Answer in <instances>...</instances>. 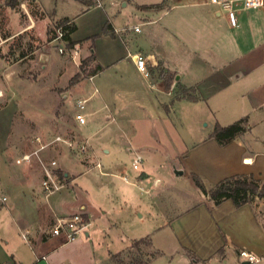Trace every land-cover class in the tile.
Instances as JSON below:
<instances>
[{
    "label": "crops",
    "instance_id": "crops-1",
    "mask_svg": "<svg viewBox=\"0 0 264 264\" xmlns=\"http://www.w3.org/2000/svg\"><path fill=\"white\" fill-rule=\"evenodd\" d=\"M36 1L45 13L44 19L48 18L51 13L44 7L43 0ZM76 1L80 4L77 17H84L83 22L76 24L75 16L71 15H63L56 20L67 18L68 25L73 26L69 37L74 41L72 53L73 50L76 52L72 57L80 56L84 59L93 54L94 61L103 68L84 75L74 83L73 88L81 91L87 102L94 94L98 98L91 105H86L84 124H78L74 120V105L72 121L67 126L70 128L62 134L73 132L76 139L88 140L89 170L79 173L75 158L62 143H53L40 150L39 154L44 160L56 158L64 172L68 192L63 195L61 203L54 205L42 191L43 170L37 158L33 156L29 161L16 162L39 144L35 141V147L15 157L13 164L19 168L16 170V177L0 179V191L6 201L9 200L6 209L11 216L8 226H3L2 219L0 220V227L3 226L5 236H10L11 230L15 232L11 242H0V264H113L114 254L127 249L132 241L138 239H131L120 249H111L107 240L108 231L117 222L111 213L107 215V210L99 212L96 209L102 207L104 202L90 197L94 194L89 191L90 185L97 187L95 190L98 193L101 187L92 179L93 184L78 180L94 169L100 174L106 172L90 143V136L100 127L95 129L93 124H88V117L96 119L103 108L111 113L112 119V114L120 111L117 104L138 108L142 110L144 120L153 122L160 119L161 129L164 132L170 130L172 134L176 127L174 117H177L171 113L173 104L184 99L204 102L218 95L220 107L228 109L229 101L234 100L240 106L234 111V121L245 118L246 130L225 144L219 143L222 149L232 145L228 149L227 158L221 160L222 167L226 168V176L252 174L257 178L264 177L260 165L264 161L255 165V156L260 155L259 151H255L257 145L264 147V133L257 130V126L264 122V11L239 9L236 11L238 26L232 27L227 14L218 5L208 1L187 0V3L174 2L170 5L162 1L141 6L145 10L158 9V14L154 15L156 17L146 16L141 22L135 21L131 25L122 26L116 24L113 17L108 18L107 13L105 17L104 12L99 10L107 0H101L99 7L95 3L88 5V1L96 0ZM113 4L114 0H110L109 5ZM97 11L95 16L90 17ZM108 22L113 35L102 33ZM143 24L151 29L158 28L160 35L156 36L150 30L143 35ZM134 25H139L140 31H134ZM34 26L35 21L30 19L23 30L28 31ZM80 27L85 31L84 35L74 38V33ZM46 32L45 27L40 35L46 38ZM93 34L98 35L94 46L89 40ZM133 53L149 56L148 64L155 66L151 67L149 78L136 68L130 57ZM40 54H45L44 59L48 64V52ZM47 64L41 67L45 68ZM86 79L91 81L93 87L90 93L85 86ZM94 79L96 82H93ZM156 88L157 95H154ZM175 88L191 89L196 92L197 99L190 100L180 96L174 98ZM150 104L156 106L157 114L147 112ZM217 122L213 123L209 138H213L210 134ZM218 124L225 126L220 122ZM6 128V124L0 125V153L7 146L10 128L8 132ZM86 130L91 133L88 135ZM53 151L57 155L50 158ZM95 162L100 163L99 168L93 166ZM33 166L35 170L29 171V176H25V171ZM144 172L136 178L146 176ZM183 173L184 171L181 174ZM122 180L129 183V180L123 179V175ZM131 184L134 185V182ZM150 202L151 207L145 208L152 212L161 211L162 203L158 194L150 196ZM180 204L183 205L180 206L181 209L156 228L163 231L167 240L172 238L174 249L156 246L154 239L150 248L154 249L155 255L149 264H153L159 257H167L164 258L167 264H244L240 256L241 250L264 256V198H255L241 206H235L230 199L214 204L208 195L200 191L193 203L185 205L181 201ZM74 212L84 213L88 221L86 231L73 242L50 236L49 230L55 218ZM140 215L143 216V213ZM175 256L177 260L173 261Z\"/></svg>",
    "mask_w": 264,
    "mask_h": 264
},
{
    "label": "rangeland",
    "instance_id": "rangeland-1",
    "mask_svg": "<svg viewBox=\"0 0 264 264\" xmlns=\"http://www.w3.org/2000/svg\"><path fill=\"white\" fill-rule=\"evenodd\" d=\"M98 1L101 2V0L88 1V5L96 4ZM107 1L99 10L104 12L105 17L107 13L108 18L113 17L114 22L122 26L131 25L135 21L141 22L146 16L156 17L154 15L158 14V9L157 12L155 9L145 10L141 7L143 5L162 1L169 5L174 2H188L187 0H114V4L110 6V0ZM42 2L51 13L45 19V13L36 0H0V125L6 124L7 132L10 128L7 146L0 153V179L16 177L15 173L19 168L13 164L15 157L35 147L36 136L42 141L50 140L55 136L54 134H62L69 129L70 127L67 126H70L72 121L71 114L75 101L83 99L82 92L73 88L75 84L71 83V79L79 78L78 68L81 62L90 56L84 59L80 56L72 57L74 41L70 37L66 40L73 44L71 47L68 43L65 44L63 53H60L58 45L61 44L54 40L62 24L61 19L56 20V18L71 15V17L75 16L76 24L83 22L84 17H77L80 4L76 0H43ZM53 11L55 14L52 15ZM96 13L98 11L90 17L95 16ZM30 19L35 21V26L24 31ZM45 27L48 36L43 38L40 33ZM155 28L151 29L143 24L142 34L150 30L152 34L159 36L158 28ZM84 33L85 31L80 27L73 37H81ZM97 37V34H93L89 38L92 46ZM44 51L49 54L48 64L44 59L45 54H40ZM85 62L81 78L87 75V70L92 69L95 63L93 58ZM45 64L47 66L42 68L41 66ZM93 82H96V79ZM85 86L88 93L93 90L88 79L85 81ZM175 89L174 98L182 95L184 90L196 96V92L192 90ZM156 91L157 88L153 91L154 95H157ZM97 98V94H94L86 105H91ZM219 99L220 97L216 95L204 102L184 99L173 104L171 113L177 117H174L176 127L172 130V134L170 130L164 132L161 129L160 119L153 122L144 120L142 110L131 106L117 104L120 111L117 110V114H112L113 119L106 108L100 110L96 119L88 117V124H93L95 129L100 127L90 136V143L103 166V171L106 172L100 174L94 169L88 175L80 176L78 180L81 183L93 184L92 179L101 187L100 193L96 191L97 187L91 185L89 191L94 194L90 197L104 202L101 204L102 207L96 209L99 212L102 209L107 210V215L111 213L117 222L116 226L108 231L107 240L111 249H120L133 238L149 235L153 243L155 239L156 246H166L173 250L175 243L172 242V238L167 240L163 231L156 228L181 209L180 206H183L180 204L181 201L186 205L198 198L200 191L193 183L191 174L198 176L207 188H213L220 180L227 177V172H224L226 168L222 167L221 160L227 158L228 149L232 145L222 149L217 140L209 138V131L217 120L223 125L232 123L236 117L234 111L240 106L231 100L228 109H225L220 107ZM147 112L157 114L158 110L155 105L150 104ZM128 118L132 120L128 121ZM257 130L264 133V122L257 126ZM86 133L89 135L91 132L86 130ZM255 151L260 153L255 156V165H257L264 161V147L258 144ZM53 153L50 154V158L57 155L54 151ZM136 154L141 156V161L138 162L137 168H133ZM81 158L89 162L90 156L84 155ZM260 165L264 172V164ZM34 170L35 166L25 171V176H29V171ZM177 170H182L184 173L176 174ZM143 171L146 176L141 179L136 178ZM122 175L128 178L129 183L122 180ZM260 179L264 182V177ZM132 182L134 185L131 184ZM65 192H68L67 188L53 192L48 195L47 200L57 205L62 202ZM154 194H158L161 198L160 212H152L151 209L149 211V208H145V206L151 207L150 196ZM1 196L0 191V200ZM8 205L9 200L5 203L0 201V220L2 219L3 226L11 223V216L6 209ZM142 213L143 216L140 215ZM3 226L0 227V242L5 243L6 240L11 242L15 232L11 230L10 236L3 235ZM132 242L127 249L114 254L113 264H134L138 257L147 260L148 254L154 251L153 248L143 244L138 245L140 247L138 251L132 247ZM164 258L159 257L153 264H167ZM174 258L173 261L177 260L176 256ZM255 264H264V258Z\"/></svg>",
    "mask_w": 264,
    "mask_h": 264
},
{
    "label": "built area",
    "instance_id": "built-area-1",
    "mask_svg": "<svg viewBox=\"0 0 264 264\" xmlns=\"http://www.w3.org/2000/svg\"><path fill=\"white\" fill-rule=\"evenodd\" d=\"M212 4L218 5L226 14L229 20V23L232 27L238 26L236 11L239 9L242 10H261L264 11V0H206ZM96 5L100 6L101 2H97ZM68 22L62 23L58 30L57 34L54 37V40H57L60 44L58 45V50L60 53H63L64 45L67 43L66 32H67ZM134 31H140L139 25H134L132 27ZM73 50V54H74ZM72 54V55H73ZM132 61L135 63L136 68L139 72L149 78L151 76V67L148 62H150L149 56L142 53H133L130 54ZM87 98L77 99L75 101V112L73 115L74 120L78 124H84L86 122V115L84 113L86 107ZM67 135V136H66ZM35 141L39 144L36 149L31 151L28 154L23 155L21 158L16 160L17 163L22 161H29L31 157L35 156L39 161V164L43 170V179L41 181L42 191L46 196L57 192L66 187L65 178L60 177L58 172L60 169L58 161L56 158L46 161L39 154V151L48 148L53 143H62L65 148L70 152V154L75 158L74 161L79 167V173H85L89 170V162L84 160L83 157L88 156L89 154V144L88 140H78L75 138L73 132H68L65 135H56L48 141H42L38 136ZM141 161V156L137 155L133 160V168L138 167V162ZM94 167H100L99 162H95ZM125 181H128L126 176H123ZM2 201L6 200L5 196L1 197ZM88 221L84 213L74 212L67 216H57L54 220V223L50 227L49 234L54 237H62L66 242L75 241L81 234L86 231V226ZM23 235L25 233H22ZM240 256L243 258L244 264H255L259 262L264 256L258 257L246 250L240 251Z\"/></svg>",
    "mask_w": 264,
    "mask_h": 264
},
{
    "label": "trees",
    "instance_id": "trees-1",
    "mask_svg": "<svg viewBox=\"0 0 264 264\" xmlns=\"http://www.w3.org/2000/svg\"><path fill=\"white\" fill-rule=\"evenodd\" d=\"M67 20H68L67 18H62L60 23L67 22ZM72 27L73 26L70 25L67 26L66 38L68 40H69V32L72 30ZM102 33L113 35L112 28L109 22L105 24ZM67 43L69 47H71V44H73V42L71 41ZM89 56L87 60L81 62L78 68V72H77V76H79L78 79H80L81 78L80 75H83L84 73L83 65L86 63L85 61L89 62L92 60V58L94 59L93 54H90ZM101 68H103V66L95 62L93 68L87 70V74L95 72ZM78 79L75 78L71 79V83H75L76 81H78ZM180 97H185L190 100L197 99L195 96H192L189 91L187 92L185 90L184 93L180 95ZM245 130H246L245 118H240L225 126H221L217 123L213 131L211 132L210 136L215 138L218 141V143L225 144L231 139H233L236 135L244 132ZM58 174L60 177L62 178L64 177L63 170H59ZM191 175H192L193 183L195 184L196 188L202 193L208 195L209 198L214 202V204H218L223 200L230 199L232 200L235 206H241L245 203L252 202L255 198L264 197V182H262L260 178H257L252 174H248V175L235 174V175L227 176L222 180H220L213 188H207L198 176H196L195 174H191ZM139 244H143L146 247L150 248L152 246V241L150 236L146 235L138 239H135L132 242V247H135L139 251L140 250V247H138ZM188 253L190 252L188 251ZM148 255L149 257L147 260L143 259L142 257H138L134 264H149V261L154 257L155 253L151 252Z\"/></svg>",
    "mask_w": 264,
    "mask_h": 264
},
{
    "label": "water",
    "instance_id": "water-1",
    "mask_svg": "<svg viewBox=\"0 0 264 264\" xmlns=\"http://www.w3.org/2000/svg\"><path fill=\"white\" fill-rule=\"evenodd\" d=\"M176 174H181L182 173V170H177L175 171Z\"/></svg>",
    "mask_w": 264,
    "mask_h": 264
}]
</instances>
